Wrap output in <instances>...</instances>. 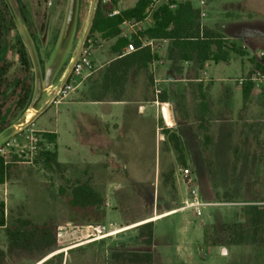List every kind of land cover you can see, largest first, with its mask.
I'll return each mask as SVG.
<instances>
[{
    "label": "rangeland",
    "instance_id": "rangeland-1",
    "mask_svg": "<svg viewBox=\"0 0 264 264\" xmlns=\"http://www.w3.org/2000/svg\"><path fill=\"white\" fill-rule=\"evenodd\" d=\"M95 1L78 0L72 40L54 82L65 64L68 63L67 69L70 67L88 29ZM135 1L121 0V6ZM191 1L195 7H202L201 0ZM207 1L209 5L203 8L209 12L211 20L210 7L214 0ZM68 4L69 0H55L49 13V0H0V12L5 17V27L0 24V57L10 65L5 78H0V146L13 140L20 131L29 133L34 129L40 139V151L34 159L24 154L18 159L20 163L10 164L11 176L6 184L0 185V205L4 203L7 226L12 227L20 220L37 224L51 222L58 238L51 246L18 248L11 244L6 228L0 227V251L5 252L0 264H264V253L259 252L253 232H247L240 244L233 245L225 231L227 225L244 218L243 207L264 205V72L256 66L264 58L262 47L251 49L246 67L236 54L232 55L229 65L212 64L210 79L226 80L216 84L218 87L230 85L239 98L222 95L219 100L224 110L213 111L207 121L200 122L198 117L180 118L176 135L181 152L171 143L176 163L160 183L163 190L158 197H153L150 187L142 188L129 181L132 175L128 176L129 180L112 175L106 183L111 195L106 231H89L82 238L59 241L60 227H87L70 223L69 207L61 189L71 193L79 182H90L95 187L93 181L85 179L92 168L80 164L78 157L82 154L84 140L77 132L76 117L71 116L70 107L51 104L37 113L30 109L31 101L25 109L19 108L22 86H17L16 80L25 78L30 82L33 100L37 73L44 77L58 54ZM92 40L93 56L101 57L106 49L102 47L103 42L96 37ZM22 45L31 63L28 77L19 57ZM106 54L109 58L108 51ZM86 80L80 87L86 86L82 91L91 97L93 83L88 86L89 80ZM248 82L254 84V96L243 100L242 88ZM47 99L45 94L39 108L45 107ZM26 116L30 123L19 126ZM12 126H17L15 134L3 137ZM44 132L58 134L56 148L55 143L43 139ZM45 149L57 152L59 161L66 163L65 168L43 163L39 156ZM148 168L150 172L155 170L154 166ZM184 168H189L196 177L202 199L214 204L204 208L201 216L193 209L180 210L189 198L181 174ZM140 219L143 221L133 223ZM148 222L153 223L151 240L138 228ZM207 235H212L222 245L211 246Z\"/></svg>",
    "mask_w": 264,
    "mask_h": 264
},
{
    "label": "crops",
    "instance_id": "crops-1",
    "mask_svg": "<svg viewBox=\"0 0 264 264\" xmlns=\"http://www.w3.org/2000/svg\"><path fill=\"white\" fill-rule=\"evenodd\" d=\"M138 1L122 7L120 0L118 9L122 11L132 8ZM151 1L153 7L149 8L146 20L138 24L133 22L131 26H121V37L131 40L153 26V11L165 3V0ZM175 1L191 2L193 5L191 0ZM200 4V8L193 6L201 12L202 26L221 33L242 47L246 55L238 56L242 58L245 67L248 53H252L253 47L264 49V0H214L210 7L213 13L211 20L209 12L203 8L209 5L208 1L201 0ZM220 6L227 8L222 10ZM202 13H205V16H202ZM140 39L142 43H147L159 58L151 64L147 75L140 74L130 79L126 86V96L121 101H96L83 93L82 90L86 86L82 89L79 86L58 104L68 105L71 116L76 117L77 132L84 140V148L78 158L80 164L92 168L85 175V179L93 181L96 189L105 197L107 218L110 215L108 198H111V195L106 183H109L112 175L122 176L126 180L132 175L133 178L129 181L138 183L142 188L150 187L153 197H158L163 190L160 183L167 178L168 171H172L176 163L175 149L168 141V135L178 134L176 127L180 118L198 117L200 122L207 121L213 111L224 110L225 106L221 105L219 100L222 95L235 100L239 98L237 91L230 85L222 84L218 87L216 84L226 80L210 79L212 64L229 65L234 53L227 63L209 62L200 69L192 62L172 61L169 57L170 41L147 37ZM102 42V47L106 49L101 57L99 54L93 56L96 71L87 79L88 86L98 78L99 71L114 59L111 47L115 40ZM107 51L109 58L106 56ZM70 68L71 65L66 71L69 72ZM148 76L153 78V88H148ZM93 89L95 85L92 84L90 91ZM254 92L255 88L248 100H251ZM160 95L166 96V102L158 99ZM54 134L56 148L58 134ZM56 154L58 163L65 165L66 163L59 161L57 152ZM151 166L155 167L154 172H150L148 167ZM173 176L175 179L176 171Z\"/></svg>",
    "mask_w": 264,
    "mask_h": 264
},
{
    "label": "trees",
    "instance_id": "trees-1",
    "mask_svg": "<svg viewBox=\"0 0 264 264\" xmlns=\"http://www.w3.org/2000/svg\"><path fill=\"white\" fill-rule=\"evenodd\" d=\"M118 4L119 1H114L108 5L99 2L94 24L88 38L90 40L92 37H96L101 41L115 40L111 47L114 59L99 71L98 78L93 81L95 89L91 93V98L96 101L106 99L121 101L126 96V86L130 79L138 77L140 74L147 75L151 64L158 60V54L153 53L150 47H143L140 38L147 37L170 41L169 57L172 61L192 62L200 69L204 68L209 62L227 63L230 61L232 53L242 57L246 55L242 47L237 46L221 33L203 27L201 12L194 8L191 2L178 3L173 0L172 4L177 5L175 10L171 9L166 3L159 5L152 14L154 20L152 27L140 33L139 36H134L131 40L123 38L121 37L122 24L127 21L144 22L152 1L139 0L134 7L122 10L119 15H110L118 9ZM131 42L135 44L138 50L124 55V49ZM19 57L28 77L31 63L24 45L19 50ZM253 61L255 60L253 59ZM67 66L68 63L61 69L58 76L67 70ZM256 66L264 72V58L260 63H256ZM147 79L148 88H153L152 76H148ZM16 85L22 86L17 106L25 109L32 101V86L25 78L16 80ZM242 89L246 100L251 95L254 84L248 82ZM158 99L161 102L167 100L164 95H160ZM42 134L43 139L48 143L56 142V134L47 132ZM168 141L173 144L178 152H181L179 148L180 140L176 134H169ZM39 159L49 167L65 168L64 165L58 163L56 152L48 149L40 153ZM182 163L185 164L184 161ZM11 169L12 167L7 165L4 158L0 156V185L7 183L11 176ZM172 186H175L174 181ZM61 195L69 207L70 223L80 226L105 225L107 219L106 199L90 182L77 183L71 193L62 188ZM242 210L245 214L244 218L225 227L228 241L233 245H238L243 241L247 232L251 231L256 237L255 243L259 252L264 253V205H248L243 207ZM137 222L139 221H133V223ZM51 226V222L37 224L28 220H20L12 227L7 226L4 203L0 205V227L6 228L7 236L13 247L28 248L33 245L51 246L55 244L58 238ZM138 228L143 233H147L150 240L152 239V222L139 225ZM207 243L211 246L222 245L220 241L212 238V235H207ZM4 257L5 252L0 251V261Z\"/></svg>",
    "mask_w": 264,
    "mask_h": 264
},
{
    "label": "built area",
    "instance_id": "built-area-1",
    "mask_svg": "<svg viewBox=\"0 0 264 264\" xmlns=\"http://www.w3.org/2000/svg\"><path fill=\"white\" fill-rule=\"evenodd\" d=\"M100 1L104 5H108L114 1L120 0ZM172 1L173 0H165V3L168 4L171 9L175 10L177 8V5L172 4ZM202 5H205L204 1L202 2ZM151 7H153V5H151ZM120 12L121 11L119 9H116L110 15L116 16L119 15ZM202 16H205V13H202ZM132 24L133 22L127 21L123 23L122 26H131ZM124 36L126 37V35ZM93 46L94 41L92 39L88 40L78 58L76 59V56L72 58V71L70 76L68 77L69 72L66 71L58 78L57 82H53V84L46 90L48 99L46 100L45 104H60L96 71L93 61ZM142 46L148 47L149 45L147 43H142ZM137 50L138 48L133 42H131L124 49V55L133 53ZM240 84L242 85L243 81H240ZM29 123L30 120L27 117V124ZM19 137H21V141H19ZM21 142L23 143L21 144ZM15 148H18L16 149V152L14 151ZM39 151L40 139L37 137V133L34 129L30 130L29 133H22V131H20L13 140L6 141L3 145L0 146V156L4 158L7 165H10L12 163H20L18 159L22 158L24 154L29 155L34 159V157L38 155ZM181 174L183 176L184 183L189 190V198L183 202V206L180 210L193 209L196 211V214L198 216H201L203 214L204 208L214 206V204L208 203L202 199L197 179L189 168L182 169ZM87 229L92 232H104L106 231V226H87Z\"/></svg>",
    "mask_w": 264,
    "mask_h": 264
},
{
    "label": "water",
    "instance_id": "water-1",
    "mask_svg": "<svg viewBox=\"0 0 264 264\" xmlns=\"http://www.w3.org/2000/svg\"><path fill=\"white\" fill-rule=\"evenodd\" d=\"M99 1L96 0L94 4L93 13L91 16V20L88 26V29L84 35L83 41L80 45L79 51L76 55V59L81 54V51L84 49L90 32L92 30L94 19L96 17V13L99 7ZM55 0H49V13L51 12ZM77 12H78V0H69L68 4V11L67 16L65 20L64 29L61 35L60 43H59V50L58 54L55 57V59L52 61V63L47 67L45 71V76L43 77L40 72L37 73V80H36V90L35 94L31 103V108L35 110L37 113H41L49 104H45L44 108H39V104L43 99V96L46 94V90L53 84L54 79L57 75L59 66L61 64L63 54L68 49L69 44L72 40V36L74 33L75 25H76V19H77ZM72 71V67L69 70L68 77L70 76ZM27 124V116L25 118V122L22 123L19 126ZM15 128L17 126L10 127L5 133L3 134V137L7 138L8 136H11L12 134H15L16 131ZM89 230L87 227H68V226H62L59 228V241H72L75 239L82 238L83 236L88 235Z\"/></svg>",
    "mask_w": 264,
    "mask_h": 264
},
{
    "label": "flooded vegetation",
    "instance_id": "flooded-vegetation-1",
    "mask_svg": "<svg viewBox=\"0 0 264 264\" xmlns=\"http://www.w3.org/2000/svg\"><path fill=\"white\" fill-rule=\"evenodd\" d=\"M2 12V11H1ZM0 12V24L3 23V26L5 27V17H3L2 13ZM25 47V46H24ZM2 52V49H0V53ZM10 65H6V60L4 57H0V78H5L6 73L9 71ZM2 84V82H1Z\"/></svg>",
    "mask_w": 264,
    "mask_h": 264
}]
</instances>
